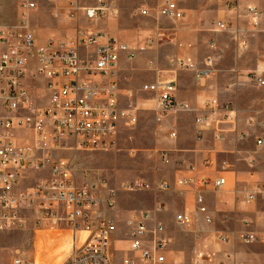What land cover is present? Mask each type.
<instances>
[{
    "label": "built area",
    "instance_id": "built-area-1",
    "mask_svg": "<svg viewBox=\"0 0 264 264\" xmlns=\"http://www.w3.org/2000/svg\"><path fill=\"white\" fill-rule=\"evenodd\" d=\"M16 1L15 22L3 21L0 3V231L70 232L71 254L65 264H113L112 240L118 225L115 219L103 216V206L115 208L116 191L105 178L81 181L71 160L58 154L71 148V144L78 150L109 151L116 144L120 126L137 122V109L120 103V56L128 53L130 59L135 58L137 50L152 46L153 39H147L143 47L131 48L96 26L105 18L119 15L114 5L100 0L98 6H83L78 0H70L65 17L75 20L82 13L87 23L77 25L70 36H53L38 45L33 27L38 0ZM139 13L148 15L149 11L142 9ZM53 15H59L58 9ZM159 15L176 18L177 3L165 0ZM244 17L257 28L264 9L248 5ZM212 25L216 31L233 34L245 48V30L225 21H214ZM213 63L212 57L201 63L190 57L173 59L175 66L194 72L197 81L212 76ZM251 78L257 87L264 88L261 74L254 72ZM143 90L155 93L159 116L194 110L189 103L176 100L171 75L145 84ZM262 104L259 125L264 128V101ZM204 111L196 118L199 141L207 128L217 130L220 122L237 121L232 106L221 105L215 99L206 102ZM170 136L176 137V133ZM216 137L222 139L223 131L218 130ZM240 137H246V133ZM256 144L262 147L264 137H259ZM159 155L169 162L166 152ZM246 161L251 165L254 162L252 158ZM225 183V178L179 181L181 185L199 187L196 204L202 214L208 212L204 192H218ZM122 187L136 191L150 189V184L134 182ZM168 187L162 182L158 189ZM261 193L264 187L246 196V202ZM176 222L190 226L193 219L182 212L176 215ZM207 222L212 220L207 218ZM130 225L131 255L124 264H165L164 251L170 243L165 225L154 222L149 211L137 213ZM229 240L226 234L217 236L219 242ZM260 240L253 233L241 236L244 244ZM13 264L25 261L17 256Z\"/></svg>",
    "mask_w": 264,
    "mask_h": 264
},
{
    "label": "crops",
    "instance_id": "crops-1",
    "mask_svg": "<svg viewBox=\"0 0 264 264\" xmlns=\"http://www.w3.org/2000/svg\"><path fill=\"white\" fill-rule=\"evenodd\" d=\"M69 1L38 0L39 9L33 18L38 45H44L53 36H70L77 25L87 23L82 13L75 20L65 17ZM78 1L83 6L100 3ZM103 1L114 5L119 15L105 18L96 26L131 48L143 47L147 39H153L152 46L137 50L133 59L128 53L121 54L118 81L123 107L136 108L140 119L147 111L156 115V143L147 150V179L137 180L150 183L153 188L141 190L130 200L131 194H123V187H113L108 181L116 191V206L109 209L104 204L103 216L115 219L117 225L127 219L130 228L135 214L149 211L154 222L165 225V235L170 240L164 251L165 264H264V193L246 202V196L264 187L258 165L263 148L256 144L259 137H264L263 130L256 125V120L261 122L263 118L264 88L249 83V75L254 72L264 77V17L257 28L244 17L248 5L264 9V0H173L178 7L176 18L159 15L165 0ZM56 9L57 17L53 15ZM142 9L150 14L141 15ZM214 21L231 22L245 30V48L233 34L214 30ZM175 57H190L199 63L212 57L213 74L207 80L197 81L194 72L173 64ZM167 75L175 81L176 100L189 103L193 111L167 116H159L155 111V93L144 91L143 86ZM210 99L234 107L237 121L220 122L217 130L207 128L199 141L196 118L205 112ZM218 130L223 131L222 139L216 137ZM242 132L246 137H240ZM172 133L176 137H171ZM159 152L168 154V163ZM247 158L254 160L252 165ZM203 178L226 181L220 191L204 192L206 214L197 208L199 187L179 184L183 179ZM92 180L95 179L88 181ZM162 182L168 184L166 190L158 189ZM182 212L192 217L190 226L176 222V215ZM207 218L212 222L208 223ZM245 233L256 234L261 240L244 244L241 236ZM220 234L228 235L230 240L217 241ZM3 242L0 234V243ZM112 249L113 264H124V259L131 255L130 239L114 236Z\"/></svg>",
    "mask_w": 264,
    "mask_h": 264
},
{
    "label": "rangeland",
    "instance_id": "rangeland-1",
    "mask_svg": "<svg viewBox=\"0 0 264 264\" xmlns=\"http://www.w3.org/2000/svg\"><path fill=\"white\" fill-rule=\"evenodd\" d=\"M0 3L3 21L15 22L17 1L1 0ZM133 12L134 10L131 12L132 16L135 17ZM249 80L250 84L255 85L251 74L249 75ZM232 108L236 111L234 107ZM155 116L154 113L147 111L144 117L142 116L141 119L138 117L135 124L131 126L122 124L117 134L116 144L109 151L78 150L75 144H71V148L58 154V156L70 159L78 178L84 182L92 178H105L110 181L113 187L119 188L126 184L138 182L137 180H146L150 163L147 157V150L154 148L156 143ZM256 122V125L264 133V128L259 125L260 121L256 120ZM262 148L258 165L264 186V145ZM152 188L153 186L150 184V189L144 190H151ZM139 192L143 191L125 190L123 194H131L129 195L131 200ZM127 221V219H124L118 222V231L113 237L116 236L120 240L130 239L132 226L130 225L129 228ZM0 234L3 235L4 239V242L0 243L2 264H13V260L17 256H22L25 264H65L71 254L70 232L51 230L35 234L31 231H0ZM112 252L113 249H111Z\"/></svg>",
    "mask_w": 264,
    "mask_h": 264
}]
</instances>
